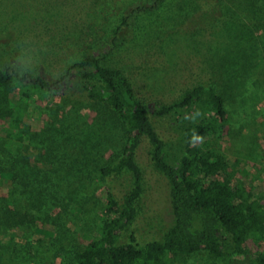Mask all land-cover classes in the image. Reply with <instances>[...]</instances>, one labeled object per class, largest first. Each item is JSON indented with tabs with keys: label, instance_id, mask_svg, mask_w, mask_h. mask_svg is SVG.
<instances>
[{
	"label": "rangeland",
	"instance_id": "1",
	"mask_svg": "<svg viewBox=\"0 0 264 264\" xmlns=\"http://www.w3.org/2000/svg\"><path fill=\"white\" fill-rule=\"evenodd\" d=\"M142 1L0 0V67L9 63L54 82L71 64L93 54L102 58V65L121 68L148 104L170 102L199 82L221 85L231 80V87L224 89L230 121L221 150L232 179L254 190L264 202V12L258 19L243 5L241 9L240 0L221 4L217 0H164L155 11L130 16L128 29L123 26L128 30L125 38L112 47V30ZM75 86L71 77L56 92L23 99L27 104L23 120L33 131L27 151L51 152L55 137L76 131L86 146L95 147L88 155L92 165L74 174L69 173L71 163L63 170L60 161L54 168L38 164L55 169L60 191L67 192L70 201H52L53 209L43 212L34 225L15 228L11 245L0 253L1 262L11 256L21 264H75L71 251L85 243L86 237L98 235L107 184L100 181L95 163L114 157L118 143L112 136L115 130L103 141L91 133L90 123L96 116L108 130L113 123H107L104 112L99 114L102 107L82 100ZM151 119L162 138L175 137L167 119ZM95 141L101 144L94 145ZM11 152L20 157L23 149L12 148ZM136 161L143 177L142 190L136 215L119 241L128 242L133 236L142 245L162 235L168 220V187L149 157L145 139L137 148ZM6 166L0 161V168ZM114 187L121 197L126 189L122 181ZM10 188L12 181L3 180L0 195ZM168 256L172 264H225L204 250Z\"/></svg>",
	"mask_w": 264,
	"mask_h": 264
},
{
	"label": "trees",
	"instance_id": "2",
	"mask_svg": "<svg viewBox=\"0 0 264 264\" xmlns=\"http://www.w3.org/2000/svg\"><path fill=\"white\" fill-rule=\"evenodd\" d=\"M163 1L143 0L136 4L112 30V47L125 38L128 30L124 31L123 26L129 25L130 16L155 11ZM224 1L227 2L217 0L220 4ZM238 5L261 19L264 0H240ZM101 61L99 56L84 55L54 82L9 63L0 67V161L7 165L0 168V183L12 181V191L10 188L6 195H0V253H6L11 245L15 228L34 225L43 212L53 209L52 201H70L67 192L60 191L58 174H54L57 161L62 163V170L71 163L69 173L74 174L86 172L92 165L88 155L96 151L95 147L86 146L76 131L74 135L69 132L55 137L51 152L38 148L27 151L33 131L23 120L27 110L23 99L56 92L60 83L72 77L79 97L102 107L99 114L104 112L107 123H113L108 130L96 116L90 123L91 133L103 141L106 136L111 138L110 132L115 130L112 136L118 143L114 157L95 163L100 181L107 184L106 201L98 235L86 237L85 243L71 251L73 263L172 264L169 253L204 250L225 264H264V202L254 190L232 179L221 150L222 135L230 121L224 89L231 87V80L221 85L199 82L170 102L148 104L135 92L121 68L104 66ZM238 83L243 85V79ZM198 110L201 115L192 119ZM152 116L167 119L175 137L162 138ZM100 132L102 135H98ZM194 133L203 136V141L191 144ZM142 139L148 143L154 167L167 182L168 220L159 239L138 245L133 236L128 242L119 239L136 215L142 190L143 177L136 161ZM99 144L95 141L94 145ZM12 148L23 149V153L20 157L14 155ZM42 163L51 164L52 170L40 168L38 164ZM120 181L126 188L121 197L114 187ZM0 264L21 263L8 256Z\"/></svg>",
	"mask_w": 264,
	"mask_h": 264
},
{
	"label": "clouds",
	"instance_id": "3",
	"mask_svg": "<svg viewBox=\"0 0 264 264\" xmlns=\"http://www.w3.org/2000/svg\"><path fill=\"white\" fill-rule=\"evenodd\" d=\"M200 115H201V113H200V111L198 110V111L195 113V115L192 117V119H195L196 116H200ZM185 118L187 119L188 117L186 116ZM203 139H204L203 136L196 135V134L194 133L193 136H192V138H191L190 143L194 145V144H196L197 141L202 142Z\"/></svg>",
	"mask_w": 264,
	"mask_h": 264
}]
</instances>
